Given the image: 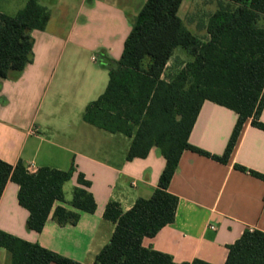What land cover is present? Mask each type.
<instances>
[{
	"label": "crops",
	"instance_id": "obj_1",
	"mask_svg": "<svg viewBox=\"0 0 264 264\" xmlns=\"http://www.w3.org/2000/svg\"><path fill=\"white\" fill-rule=\"evenodd\" d=\"M147 1L39 0L51 18L44 31H32L33 62L0 79V159L11 165L23 161L31 173L75 166L74 177L64 186L65 200L56 202L54 210L63 206L79 212L80 218L76 225H61L52 213L42 232L31 230L30 212L19 201L20 186L9 181L0 200V231L94 264L117 228L105 217L110 203L126 213L158 188L167 164L160 148L153 147L146 158L129 160L133 138L84 120L88 105L105 93L110 68L122 58L134 20ZM220 1L228 0H183L178 14L192 33L209 41V19ZM28 2L0 0V12L15 16ZM192 59L185 49H176L163 79L173 78ZM238 118L235 111L206 101L190 143L223 156ZM249 171L264 175V130L252 119L245 123L228 164L185 151L169 188L180 200L176 220L156 237L145 238L143 246L179 264L196 259L226 264L229 246L246 231L264 232V180ZM80 173L91 182L94 213L72 206ZM0 264H12L10 252L1 246Z\"/></svg>",
	"mask_w": 264,
	"mask_h": 264
},
{
	"label": "trees",
	"instance_id": "obj_2",
	"mask_svg": "<svg viewBox=\"0 0 264 264\" xmlns=\"http://www.w3.org/2000/svg\"><path fill=\"white\" fill-rule=\"evenodd\" d=\"M183 0H148L135 18L122 58L110 68L109 85L86 108L84 120L100 129L133 138L128 159L148 157L160 148L167 164L158 188L123 213L118 203L107 207L106 219L117 228L110 244L94 264H179L165 253L143 246L176 220L179 197L169 188L181 157L187 150L228 164L245 123L264 130V0L220 1L208 23L209 41L192 33L179 16ZM51 12L39 0H29L17 15L0 12V79L22 72L33 62V30L44 31ZM183 48L192 60L170 80L163 79L176 49ZM211 101L235 111L238 122L223 156L212 155L190 143V135L203 104ZM242 172L248 170L237 165ZM77 169L42 167L28 171L23 161L11 165L0 159V200L9 181L20 186V204L30 212L28 227L42 232L53 213L61 224L76 225L79 212L59 206L64 186ZM264 180V175L249 171ZM80 187L73 192L72 206L94 213L97 203L91 182L78 175ZM0 246L12 256V264H82L39 244L0 231ZM210 264L196 259L192 263ZM226 264H264V232L246 231L229 246Z\"/></svg>",
	"mask_w": 264,
	"mask_h": 264
},
{
	"label": "rangeland",
	"instance_id": "obj_3",
	"mask_svg": "<svg viewBox=\"0 0 264 264\" xmlns=\"http://www.w3.org/2000/svg\"><path fill=\"white\" fill-rule=\"evenodd\" d=\"M178 59H181L180 56H179V57H176V59H175V60H176V61H175L176 64H177V62H178V61H177Z\"/></svg>",
	"mask_w": 264,
	"mask_h": 264
},
{
	"label": "built area",
	"instance_id": "obj_4",
	"mask_svg": "<svg viewBox=\"0 0 264 264\" xmlns=\"http://www.w3.org/2000/svg\"><path fill=\"white\" fill-rule=\"evenodd\" d=\"M93 60H94V61H96V60H97V58H96V57H94V58H93Z\"/></svg>",
	"mask_w": 264,
	"mask_h": 264
}]
</instances>
